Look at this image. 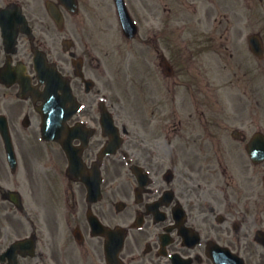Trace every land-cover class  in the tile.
<instances>
[{
	"label": "flooded vegetation",
	"instance_id": "1",
	"mask_svg": "<svg viewBox=\"0 0 264 264\" xmlns=\"http://www.w3.org/2000/svg\"><path fill=\"white\" fill-rule=\"evenodd\" d=\"M47 1L0 0L9 10L0 17V117L8 118L15 151L12 161L0 125V264H264V161L246 154L239 126L185 123L194 113L180 114V76L166 61L165 32L137 35L148 107L120 111L101 58L112 50L101 53L99 34L80 11L60 5L58 25ZM213 30L211 46L220 37L225 50L235 48L228 29ZM13 31L11 46L6 33ZM127 51L134 57L132 45ZM37 53L69 80L72 100L82 105L62 133L78 173L68 171L61 142L42 138V101L20 97V79L45 90ZM165 66L173 73L167 85ZM111 118L122 138L114 151Z\"/></svg>",
	"mask_w": 264,
	"mask_h": 264
},
{
	"label": "rangeland",
	"instance_id": "2",
	"mask_svg": "<svg viewBox=\"0 0 264 264\" xmlns=\"http://www.w3.org/2000/svg\"><path fill=\"white\" fill-rule=\"evenodd\" d=\"M127 1L142 25L141 35L148 31L156 32L157 27L163 30L161 21L164 23L165 54L173 60L177 68L176 75L180 76L178 101L181 99V110L184 109L183 105L186 110L191 109L193 105L190 104L189 97L192 101L195 99L194 116L185 123L199 124L211 119L214 123H223L229 128L240 125L248 136L257 129L264 128V58L260 59L251 54L245 39L250 32H260L264 40V1ZM80 2L82 17L87 16L88 26L96 29L94 34H99L101 53L112 50L110 58L107 56L101 58L104 67L108 68L110 79H113L115 84L112 87V97L116 106L125 112L130 108L148 107L146 97L142 104L137 98L138 95L146 96L143 82L144 76L147 78L149 76L143 50L138 45L139 40L131 42L135 55L132 58L128 57L126 53L131 43L123 38L118 19L112 16L114 7L111 8V0ZM83 2L87 4L84 3L83 6ZM210 5L214 11L209 9L206 12ZM225 13L228 14L227 21ZM222 21L223 23L218 25ZM209 28L214 30L218 28L221 33L228 29L229 34L236 37L234 43L237 49L240 48L239 53L227 52L220 61L219 54L205 43ZM214 30L212 33L216 34ZM216 38L218 39L216 43L219 44L221 38ZM231 53L234 55L231 56ZM154 54L155 47L153 50L149 48L146 51L147 60L153 58ZM132 64L134 74H130L137 75L134 76V80L128 73ZM223 65L227 67L223 69ZM166 78L165 85L169 84V81L172 82V78L169 80ZM101 80L106 82L104 76H101ZM214 81L219 83L216 84ZM171 104V100L166 98L165 106L172 107ZM190 112L180 111V114L185 119ZM240 149L244 151L243 145H240ZM37 156L39 155L31 157L35 164L39 161Z\"/></svg>",
	"mask_w": 264,
	"mask_h": 264
},
{
	"label": "water",
	"instance_id": "3",
	"mask_svg": "<svg viewBox=\"0 0 264 264\" xmlns=\"http://www.w3.org/2000/svg\"><path fill=\"white\" fill-rule=\"evenodd\" d=\"M122 9H123V7H122ZM124 22H126L125 19H124ZM257 46H258V47H257V50H258V51H256V52L259 53V54H261V53H262V49H261V47H260V46H261L260 42H257Z\"/></svg>",
	"mask_w": 264,
	"mask_h": 264
}]
</instances>
